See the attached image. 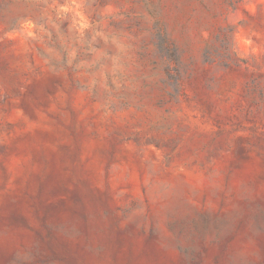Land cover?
I'll return each mask as SVG.
<instances>
[{
    "label": "rangeland",
    "instance_id": "rangeland-1",
    "mask_svg": "<svg viewBox=\"0 0 264 264\" xmlns=\"http://www.w3.org/2000/svg\"><path fill=\"white\" fill-rule=\"evenodd\" d=\"M0 264H264V0H0Z\"/></svg>",
    "mask_w": 264,
    "mask_h": 264
},
{
    "label": "clouds",
    "instance_id": "clouds-1",
    "mask_svg": "<svg viewBox=\"0 0 264 264\" xmlns=\"http://www.w3.org/2000/svg\"><path fill=\"white\" fill-rule=\"evenodd\" d=\"M31 27H32L31 25H28V28H29V33H30V30H31Z\"/></svg>",
    "mask_w": 264,
    "mask_h": 264
}]
</instances>
